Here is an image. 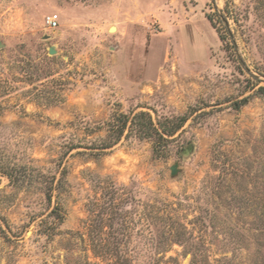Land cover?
Instances as JSON below:
<instances>
[{
    "label": "rangeland",
    "instance_id": "obj_1",
    "mask_svg": "<svg viewBox=\"0 0 264 264\" xmlns=\"http://www.w3.org/2000/svg\"><path fill=\"white\" fill-rule=\"evenodd\" d=\"M260 88L264 0H0V264H104L107 209L129 264H263ZM138 112L186 122L97 155Z\"/></svg>",
    "mask_w": 264,
    "mask_h": 264
},
{
    "label": "trees",
    "instance_id": "obj_2",
    "mask_svg": "<svg viewBox=\"0 0 264 264\" xmlns=\"http://www.w3.org/2000/svg\"><path fill=\"white\" fill-rule=\"evenodd\" d=\"M262 91H264L262 88L258 90L259 93ZM247 103L248 99L246 98L235 103V106L236 108H240ZM185 122L186 118L183 117L170 121L167 126L162 127L161 123L156 124L146 112H138L135 114L130 113L128 115L119 114L105 124L106 134L98 141L96 147L97 155L103 154L105 150L112 148L120 142L122 138H127L131 134L139 138L152 140L158 148L161 146L163 147L172 140L170 138L182 128ZM60 180H58L55 187L53 183L49 186L47 190V197L49 200L51 199L53 192L58 186H60ZM107 210L103 213L99 211L98 213L93 214V219L90 220L93 227L96 223L97 229V232L94 229L90 231L89 238L90 242L95 247L94 249L97 248L95 251V257L97 259H102L104 264H129L124 255H122L120 249L122 241L126 237V234L124 233L125 220L118 218L117 214L113 213V211ZM52 215H54L55 218H59L58 213L55 211L52 212ZM115 224L120 227L118 231H114ZM187 237L186 234L174 233L173 235L171 233L168 235V241L172 244L177 243L182 245L186 242ZM188 254L191 256L190 264H200L199 261L196 260L197 253L189 251Z\"/></svg>",
    "mask_w": 264,
    "mask_h": 264
},
{
    "label": "built area",
    "instance_id": "obj_3",
    "mask_svg": "<svg viewBox=\"0 0 264 264\" xmlns=\"http://www.w3.org/2000/svg\"><path fill=\"white\" fill-rule=\"evenodd\" d=\"M45 24L50 28L54 29L58 25V16L57 15H49L45 17Z\"/></svg>",
    "mask_w": 264,
    "mask_h": 264
},
{
    "label": "water",
    "instance_id": "obj_4",
    "mask_svg": "<svg viewBox=\"0 0 264 264\" xmlns=\"http://www.w3.org/2000/svg\"><path fill=\"white\" fill-rule=\"evenodd\" d=\"M49 54H54V51L53 50H49ZM171 171H172V173H174L175 169H172Z\"/></svg>",
    "mask_w": 264,
    "mask_h": 264
},
{
    "label": "bare ground",
    "instance_id": "obj_5",
    "mask_svg": "<svg viewBox=\"0 0 264 264\" xmlns=\"http://www.w3.org/2000/svg\"><path fill=\"white\" fill-rule=\"evenodd\" d=\"M114 29V28H113Z\"/></svg>",
    "mask_w": 264,
    "mask_h": 264
}]
</instances>
